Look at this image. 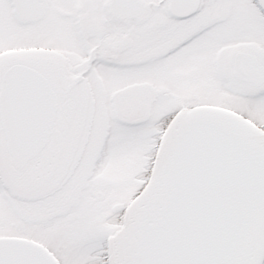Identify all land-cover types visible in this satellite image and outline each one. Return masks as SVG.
<instances>
[{"label":"snow or ice","instance_id":"1","mask_svg":"<svg viewBox=\"0 0 264 264\" xmlns=\"http://www.w3.org/2000/svg\"><path fill=\"white\" fill-rule=\"evenodd\" d=\"M0 264H264V0H0Z\"/></svg>","mask_w":264,"mask_h":264}]
</instances>
